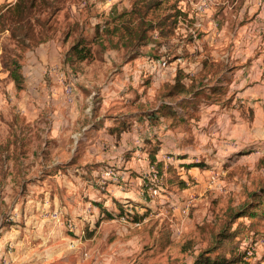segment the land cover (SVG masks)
Wrapping results in <instances>:
<instances>
[{
    "label": "rangeland",
    "instance_id": "rangeland-1",
    "mask_svg": "<svg viewBox=\"0 0 264 264\" xmlns=\"http://www.w3.org/2000/svg\"><path fill=\"white\" fill-rule=\"evenodd\" d=\"M16 1L0 0V264L46 258L48 209L78 241L62 264H264V0H207L203 13L201 0H36V44L8 29ZM80 39L90 56L72 63ZM15 56L20 90L4 65ZM184 100L147 148L141 116ZM160 142L161 170L148 153L133 161ZM101 170L139 183L79 228L71 211L95 199L82 185Z\"/></svg>",
    "mask_w": 264,
    "mask_h": 264
},
{
    "label": "crops",
    "instance_id": "crops-1",
    "mask_svg": "<svg viewBox=\"0 0 264 264\" xmlns=\"http://www.w3.org/2000/svg\"><path fill=\"white\" fill-rule=\"evenodd\" d=\"M195 8V5H194ZM260 19V21H259ZM257 22H262L264 21V12H259V15L257 16ZM241 60H243V56L241 58ZM256 61H260L255 60V61H251L250 65L248 66V68L245 70V78L246 79H253L255 76L258 75V73L260 74L261 72H259V65L256 63ZM244 72V70L242 69L240 71V73ZM238 75V74H236ZM235 75V76H236ZM241 84V82H240ZM245 97H250L252 95V93L248 90L245 91V93H243ZM157 108V107H156ZM155 108V109H156ZM164 119H160V121H162ZM144 130L143 132L146 133V141H148V146L147 148H150L151 144H149V141L154 142L153 139H151L149 137V133L151 131L156 130L155 127H149L148 124L146 122L142 123ZM136 138V137H135ZM158 139V138H157ZM156 140V139H155ZM159 140V139H158ZM157 141V140H156ZM161 141V140H159ZM137 142V141H136ZM162 142H160V144L157 145V152L155 155L156 161L157 162H163L164 160V153L161 150L160 152V148L162 146ZM127 148L126 144H123L122 147H120L119 152L123 151V148ZM123 149V150H121ZM147 150L145 149V153L142 152V154L138 153V151H135L133 153L134 156H132L133 161L134 158H140V157H145L147 154ZM118 153V152H117ZM121 157L118 158V162L117 165L120 166L121 161ZM193 160H189L186 157H181V156H176V163L177 165L179 164H187V163H191ZM93 174L95 175L96 172L94 171ZM99 177H97V179L94 181L93 186H89L90 184H83L82 187H85L88 190V192H91L95 199H93V204H91L92 202H85L83 200H81L80 202L75 203L71 213L73 214V216H75L76 220L75 223H77V226L80 228V225H84V223H88L89 221H91L93 218H96L97 216L102 217L103 216V211L99 212L98 209L96 208L97 205L101 206L102 204H96L99 201H102V203H104V207H108L110 204H114V202L112 201V195L116 196V201L118 202H124V200L128 199V197H130V193L131 190L134 189V186L138 185V179L136 178L135 180H133L132 178L129 181V184L124 185V182H119L118 183L114 182L113 180H110L109 178L104 176V173L102 172V170L100 172H98L97 174ZM128 177L126 176V180L128 181ZM140 191V190H139ZM91 194V195H92ZM138 194V192H137ZM114 197V196H113ZM110 198V199H108ZM111 200V201H110ZM96 202V203H95ZM111 202V203H110ZM110 209V208H107ZM47 210V208H46ZM49 212H46V251L44 250V253H46V258L41 257L42 252H40L39 250L35 251L32 253V255L29 253V250L27 252V254L30 256L29 258L33 259L31 264H62L63 258V251L64 250H75L76 249V244H77V239L73 238L71 236L66 235L64 227L61 225V223H56L55 221H53L51 219V213L54 211H50L48 209ZM56 211V210H55ZM77 234H79L78 232H76ZM82 234V233H81ZM3 256V253H1ZM14 257V258H13ZM18 258V252H11L8 255L5 254L4 252V261L2 264H10L11 259H16Z\"/></svg>",
    "mask_w": 264,
    "mask_h": 264
},
{
    "label": "trees",
    "instance_id": "trees-1",
    "mask_svg": "<svg viewBox=\"0 0 264 264\" xmlns=\"http://www.w3.org/2000/svg\"><path fill=\"white\" fill-rule=\"evenodd\" d=\"M35 6H36V0H17L14 3L13 7L8 10L9 20H10L8 29L10 30L11 34L15 38H17L18 44L25 43L26 40H30L32 42H35L34 44H36L34 25L39 23V19L38 17L36 18V16H34ZM40 25H42L41 21H40ZM136 39L138 42L144 41L146 39L145 32L142 31L139 35H137ZM84 43L85 41L80 39L71 46L70 51H69L70 62L73 63L74 61L77 63H81L89 58L90 51H89V48H87L84 45ZM7 63L8 65H11L12 67L9 72V75L12 78V80L15 82L17 90H20L22 78L19 73L20 65L18 63V57L15 56L12 58H7L4 61V65L7 66ZM174 89H175V85L171 88V91L174 92ZM186 103H188V101L186 100H184L181 104L176 105V106L172 104L162 103L155 110L148 111L145 114H143V116H141L139 120L146 119L148 126L154 127L157 121L163 118L164 120H168L170 119V117L175 118V119H182L181 117H182L183 112L178 113L175 111V109L178 106L183 107V105H186ZM157 149H158L157 146H154L153 149L147 150V153L150 159V164L152 166H155L158 170H161L162 163L157 162L155 158ZM188 165L189 164L183 163V164H179L178 166L180 167V169H183V167L184 168L187 167L188 169H191L197 166V165H189V166ZM153 172L155 175H158L157 171L154 170ZM181 186H184L183 182ZM245 207L246 206H244L242 209H244ZM254 212H250L251 213L249 215L250 219H253V217L256 215V212L255 213Z\"/></svg>",
    "mask_w": 264,
    "mask_h": 264
},
{
    "label": "built area",
    "instance_id": "built-area-1",
    "mask_svg": "<svg viewBox=\"0 0 264 264\" xmlns=\"http://www.w3.org/2000/svg\"><path fill=\"white\" fill-rule=\"evenodd\" d=\"M259 1H261V0H259ZM259 3H261V2H259ZM263 5H264V1H263ZM207 9H208L207 0H201L200 2L195 4V10L197 12L203 13ZM157 63H158L159 68H164L166 66V62L163 61V60H161L160 62H157ZM67 94L70 95V90L67 91ZM104 176L109 178L110 180H113L114 182H116L118 184H119L120 180L124 181L126 179V174L125 173L117 174V173H114V172L109 171V170L104 173ZM213 179H214V177H211V180H213ZM151 193L153 195H155L156 194V190H154V189L151 190ZM50 217L56 223H61L60 222L61 221V212L60 211L52 212ZM68 227H69L70 231H73L75 229L74 224H69Z\"/></svg>",
    "mask_w": 264,
    "mask_h": 264
}]
</instances>
